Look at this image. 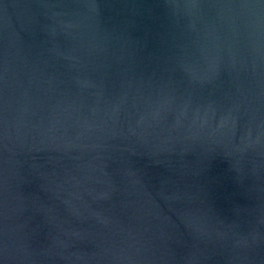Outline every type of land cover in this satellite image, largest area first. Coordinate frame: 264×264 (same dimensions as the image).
Masks as SVG:
<instances>
[{
	"label": "water",
	"instance_id": "95a60500",
	"mask_svg": "<svg viewBox=\"0 0 264 264\" xmlns=\"http://www.w3.org/2000/svg\"><path fill=\"white\" fill-rule=\"evenodd\" d=\"M0 264H264V0H0Z\"/></svg>",
	"mask_w": 264,
	"mask_h": 264
}]
</instances>
